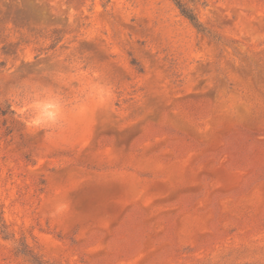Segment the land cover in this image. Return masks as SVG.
Listing matches in <instances>:
<instances>
[{
    "label": "rangeland",
    "instance_id": "374dc122",
    "mask_svg": "<svg viewBox=\"0 0 264 264\" xmlns=\"http://www.w3.org/2000/svg\"><path fill=\"white\" fill-rule=\"evenodd\" d=\"M0 264H264V0H0Z\"/></svg>",
    "mask_w": 264,
    "mask_h": 264
},
{
    "label": "trees",
    "instance_id": "16d2710c",
    "mask_svg": "<svg viewBox=\"0 0 264 264\" xmlns=\"http://www.w3.org/2000/svg\"><path fill=\"white\" fill-rule=\"evenodd\" d=\"M176 1V0H174ZM177 6L179 7L182 15L187 18L193 25L194 27L201 31V25L199 23V20L197 18V16L188 8H186L183 4H181L180 2H176Z\"/></svg>",
    "mask_w": 264,
    "mask_h": 264
},
{
    "label": "clouds",
    "instance_id": "9594fccd",
    "mask_svg": "<svg viewBox=\"0 0 264 264\" xmlns=\"http://www.w3.org/2000/svg\"><path fill=\"white\" fill-rule=\"evenodd\" d=\"M43 117L49 120H55L56 112L54 110V106H50L49 108L45 109L43 112Z\"/></svg>",
    "mask_w": 264,
    "mask_h": 264
}]
</instances>
